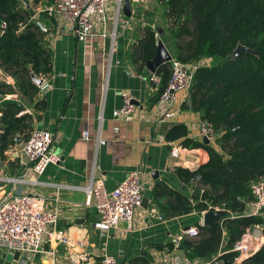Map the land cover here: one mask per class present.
<instances>
[{
  "label": "crops",
  "instance_id": "crops-1",
  "mask_svg": "<svg viewBox=\"0 0 264 264\" xmlns=\"http://www.w3.org/2000/svg\"><path fill=\"white\" fill-rule=\"evenodd\" d=\"M130 4L129 17L134 21L131 28L116 27L114 0L108 8L105 28L99 23L85 40H79L67 25L58 27L56 22L46 26L41 22L53 55V72L43 83L47 86L45 89L39 86L45 108H36L35 103L19 94L11 74H0V93L5 92L0 95V104L10 100L21 103L20 114L32 115L33 129L54 134L59 157L57 163L49 164L39 176L32 172L23 174L25 157L16 152L25 142L21 139L20 144L0 154V198L15 193L45 195L47 207L59 209L54 227L66 233L65 241L46 243L43 251L30 256L21 254L19 259L14 254L10 259L6 254L1 256L4 251L0 249V264H100L103 252L114 256L119 264H141L145 259L157 264L161 255L169 252L167 245L176 244L183 229L196 225L197 221L202 223L203 215L171 216L166 205L173 202L168 191L186 195L192 192V182L179 177L176 168L194 169L208 159L207 151L172 141L182 148L175 157L170 153V144L159 141L160 138L169 141L165 134L178 123L187 125L192 138L201 137L198 133L201 115L192 110L190 91L178 92L172 103L177 114L156 121L155 105L151 107L156 88L150 79L152 71L131 57L136 35L143 34L142 30L135 32L136 23L146 21L137 16L138 8L148 12L151 0H130ZM159 41L173 55L171 33L158 32ZM124 90H130L138 102L139 112L134 120L114 116V110L123 104ZM14 94L16 98L7 97ZM84 129L88 130L89 139L81 136ZM133 170L141 171L143 199L147 201L142 202L131 229L123 221L118 227L102 232L95 226L98 221L95 199L85 190L90 177L93 173L103 177L106 188L111 190ZM13 177L22 180L8 179ZM160 188L165 191L162 195L157 194ZM176 251L184 258L182 249Z\"/></svg>",
  "mask_w": 264,
  "mask_h": 264
},
{
  "label": "trees",
  "instance_id": "trees-1",
  "mask_svg": "<svg viewBox=\"0 0 264 264\" xmlns=\"http://www.w3.org/2000/svg\"><path fill=\"white\" fill-rule=\"evenodd\" d=\"M27 1L29 6L24 0H0V19L8 22L6 32L0 34V66L15 79L16 91L43 109L46 103L31 73L49 76L53 55L38 20L46 26L56 25V20L47 10L53 0ZM138 10L137 16L146 21L134 28L137 33L143 31L136 35L131 54L135 63L145 67L155 57L160 28L171 33L174 59L185 64L212 60L196 70L189 91L192 110L213 124L216 137L204 143L202 137L190 136L185 123L169 127L167 140L204 148L208 159L194 169L176 168L179 177L192 182V192L168 191L173 202L166 207L171 216L202 215L210 207L227 210L220 222L202 225L197 221L199 237L184 238L180 244L187 261L235 264L236 242L247 228L264 225V214L247 215L253 201L252 183L264 180V0H151L148 12ZM35 12L38 18L32 19ZM19 23L26 24L24 31H18ZM238 44L256 53L233 55ZM155 72L160 79L154 84L151 107L168 85L172 62L161 64ZM21 112L17 101L0 104V154L16 146L17 136L26 141L33 131L32 115ZM197 174L201 177L193 182ZM164 192L160 188L157 194ZM166 248L171 252L177 245L171 242ZM141 264L150 262L145 259ZM240 264H264V245Z\"/></svg>",
  "mask_w": 264,
  "mask_h": 264
},
{
  "label": "built area",
  "instance_id": "built-area-1",
  "mask_svg": "<svg viewBox=\"0 0 264 264\" xmlns=\"http://www.w3.org/2000/svg\"><path fill=\"white\" fill-rule=\"evenodd\" d=\"M114 0H53L48 7L58 27L66 26L79 39L85 40L102 23L105 28L108 16V8ZM115 11L116 27L121 25L124 29L131 28L134 22L130 17L122 16L123 0H116ZM38 12L32 19H36ZM26 24L19 23L18 31H24ZM8 28V22L0 19V34H4ZM172 73L166 89L159 96L155 104L157 114L156 121H165L174 117L177 110L172 107L178 92H188L193 82L196 70L204 65L212 63L211 59L205 58L195 64H185L174 58ZM0 74H9L0 66ZM45 80V77H43ZM150 79L155 84L159 83V76L152 72ZM47 85H42L45 88ZM17 94L7 97L16 98ZM123 104L114 110V116L123 120L137 118L139 106L134 101L136 97L130 90L121 91ZM2 129L0 128V134ZM199 136L207 138L210 142L215 140L216 129L212 123L202 120L198 127ZM84 139H89L88 130L81 133ZM160 142L169 143L170 153L178 157L181 147L172 141L163 138ZM20 152L25 157L23 161V174L34 173L41 175L51 163H57L59 157L55 152V136L45 129H33L29 138L19 145ZM17 177L9 180H22ZM253 201L247 215L264 214V180L260 179L252 183ZM201 189V188H200ZM85 190L94 197L98 221L95 226L104 231L116 228L121 222H127L128 229L133 227L135 215L143 202V184L140 170H133L126 174L118 185L109 190L106 188L104 178L97 177L94 173L90 177V183ZM202 190V189H201ZM48 197L33 193H15L12 196L0 198V249L14 254L19 251L20 255L30 256L43 251L46 243L65 241L66 233L54 227L59 209L47 207ZM221 209L220 207H214ZM207 210L203 211L206 212ZM202 224V223H201ZM203 225V224H202ZM264 225L255 224L246 229L242 237L236 242L234 249L239 252L236 258L240 262L249 255L258 251L264 245ZM200 228L197 225L183 229L176 237V244L184 238L197 239ZM250 251L252 253L250 254ZM198 264L197 260L187 261L175 250L165 252L159 258L157 264ZM102 264H119L118 260L107 252L101 255ZM204 264H217L215 261H207Z\"/></svg>",
  "mask_w": 264,
  "mask_h": 264
},
{
  "label": "water",
  "instance_id": "water-1",
  "mask_svg": "<svg viewBox=\"0 0 264 264\" xmlns=\"http://www.w3.org/2000/svg\"><path fill=\"white\" fill-rule=\"evenodd\" d=\"M24 2L27 6H29V3L27 0H24ZM122 12L125 16H128V17L132 15L130 0H123ZM38 23H39L40 27L45 30V28H44V26L40 20H38ZM45 32H47V30H45ZM158 32H163V30L160 28L158 30ZM157 46H158V49H157V53H156L155 57L153 59L147 61V64H146V67L152 72H155L156 69L161 64H163L167 61H171L173 58V55L171 54V52L166 48V46L161 41H159L157 43ZM243 51L256 53L254 49H251V48L244 46L242 44H238L237 48L233 51V55H238ZM31 77H32L33 82H35L39 86H42L44 81H45L43 79V77H38L34 73H31ZM43 89H45V88H43ZM190 100L192 101V96H190ZM134 102L138 103L137 100H135ZM19 104L22 105L21 103H19ZM39 117H41V116H38L37 118H39ZM203 141H204V143L210 142L205 137L203 138ZM16 142H17V144L21 143V138L19 136L16 137ZM200 177L201 176L199 174H197L194 177V180H199ZM146 201H147V198H144L143 203L145 204ZM227 214H228V211L225 209H215L214 207H210L206 212L202 213V215H203L202 216V224L207 225V224H213L216 222H220L224 217H226ZM177 249H182V245L180 243H179V245H177ZM251 253H252V251H250V254ZM13 256L15 259H19V256H20L19 251H16ZM181 264H185V262L183 261Z\"/></svg>",
  "mask_w": 264,
  "mask_h": 264
},
{
  "label": "rangeland",
  "instance_id": "rangeland-1",
  "mask_svg": "<svg viewBox=\"0 0 264 264\" xmlns=\"http://www.w3.org/2000/svg\"><path fill=\"white\" fill-rule=\"evenodd\" d=\"M2 251H4V250H2ZM179 253H181L180 251H178ZM4 254H6L7 255V258L8 259H10V258H12V254L11 253H8V252H6V251H4L3 253H2V255L1 256H3Z\"/></svg>",
  "mask_w": 264,
  "mask_h": 264
}]
</instances>
